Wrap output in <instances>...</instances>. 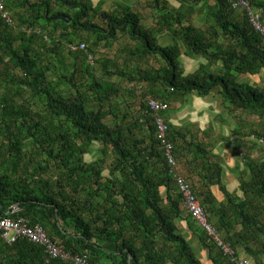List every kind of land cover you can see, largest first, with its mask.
I'll list each match as a JSON object with an SVG mask.
<instances>
[{
  "label": "trees",
  "instance_id": "1",
  "mask_svg": "<svg viewBox=\"0 0 264 264\" xmlns=\"http://www.w3.org/2000/svg\"><path fill=\"white\" fill-rule=\"evenodd\" d=\"M2 1L11 22L0 12V217H22L29 225H39L65 252L86 255L91 264L103 259L105 264H201L176 233L178 217L189 218L191 228L196 223L184 210L167 169L147 101L140 105L143 117L134 122H128L131 113L121 103L131 107L124 98L130 92L126 93L125 81L147 83L151 98L167 104L165 118L171 112L170 100L184 102L189 95L206 98L215 92L222 98V110L254 115L258 126L263 124L264 85L259 88L237 79L261 74L264 84V43L246 13L233 9L228 0H175L189 13L194 9L203 13L207 29H199L168 0H145L156 18V27H146L141 15L125 5L100 10L91 0ZM249 2L262 11L264 22V0ZM56 15L68 16L70 22L52 20ZM79 32H84V39ZM161 33L170 37V45L159 43ZM121 37L135 43L129 57L136 61L113 70L97 61L106 78H94L92 47L100 41L111 47ZM89 38L92 46L85 47ZM181 55L204 63L184 75ZM150 59L161 66L137 67L140 60ZM52 62L60 73L49 77L54 75ZM107 116L112 120H105ZM140 126L147 127L146 137L143 131L135 135L132 130ZM190 126L183 130L190 132ZM209 126L207 133H201L204 138L215 129ZM234 132L236 150L245 147L242 139L263 141L254 134L240 137L237 129ZM167 139L173 145L185 144L184 153L192 154L190 161L202 181L201 192L190 182L193 193L209 222L236 256L245 259L237 252L240 241L223 234L237 212L243 217L241 244L246 238L257 241L258 235L264 236V160L257 162L238 151L243 161L239 198L227 191L224 166L210 159L217 155L207 144L195 142V135L186 142V134L170 123ZM93 144L99 146V157L86 163L84 156ZM177 149L173 148L174 158ZM244 176L249 180L244 182ZM212 186L227 205L216 206ZM14 205L21 211L8 213ZM197 239L212 264H231L203 232ZM105 240L112 251L102 250L100 242ZM17 245L34 259L22 264H74L59 259L45 262L40 247L26 241Z\"/></svg>",
  "mask_w": 264,
  "mask_h": 264
},
{
  "label": "rangeland",
  "instance_id": "2",
  "mask_svg": "<svg viewBox=\"0 0 264 264\" xmlns=\"http://www.w3.org/2000/svg\"><path fill=\"white\" fill-rule=\"evenodd\" d=\"M168 2H171V6L177 8L178 4L175 0H168ZM96 3V2H95ZM108 5V4H107ZM105 5V6H107ZM128 5L131 7V9L135 12H138L141 15L142 18V23L146 27H156V18L155 15L153 14L152 10L149 8L148 4L146 3L145 0H131V2H128ZM200 7V6H199ZM111 9V8H109ZM10 13V12H9ZM239 15H242L241 12H238ZM11 14V13H10ZM12 16V14H11ZM203 19V13L197 12L195 9L192 10L190 14V18L188 19V23L194 24L197 28H206L207 25L206 22ZM208 24V23H207ZM154 30V29H153ZM79 38L80 40L84 39L85 37L84 32H79ZM93 39L89 38L88 42L85 43L88 47L92 46ZM163 43V42H161ZM134 42L129 41L126 37H121L119 41L115 42L111 47H107L105 45L104 41L97 42L96 47H92L93 53L91 54L93 62L95 61L94 64V78H106L102 75V68H100V65H98L97 61H100V63H107L108 66L106 68L111 69H116V68H122L124 65V62H134L136 61L135 58L132 56L129 57V51L134 48ZM64 46V45H63ZM71 47V46H70ZM86 49V48H85ZM66 50V45L64 46V52ZM184 49L182 48V52ZM41 52L45 54L44 50L41 49ZM184 54V52H183ZM47 54H45V57ZM181 64H182V69L184 71V75L193 73L196 68H198L200 63H204L202 59H189L186 56L182 55L181 57ZM149 64V65H147ZM53 69H54V75H50L49 77L56 76L60 73L58 69V65L52 62L50 64ZM161 63L159 61H155L154 59H150V61L146 62V60H140L139 61V66H137L140 69L143 70H148L149 68H156L160 67ZM112 81L115 80V77L110 78ZM238 81L243 82L244 81H252L256 82L258 87H263V81L261 78V74L257 75L254 78H247L245 76H238ZM125 84L129 85V87L126 89L127 91L130 90L128 93V97H124L128 100V102L131 104V107L126 105L125 103L123 104V109H126L130 114V117H128V122H134L138 121V119L143 117V110H141L140 105L145 102V98L147 96L154 97L149 90L150 88L147 86V83L140 82V81H133V83H128L125 81ZM213 97H206V98H201L198 99L194 95H189L188 97H185L184 102H178L170 100V110L166 116L168 118L173 119V115L175 116V111H177L179 108V105H190L193 107H196L197 109H202V107H208L207 103L212 107L216 106L217 112L213 113L211 111L206 110L205 111V117L204 121H207L210 118H212L215 115H218L219 111L221 110L222 114V119L220 121L219 118H216L218 126H216L215 129H212V131L208 134L205 135V138L202 136V132H208L209 128H211L208 124H203L204 130L203 131H197L193 126H190V132H185L186 134V142H189L191 140V136H196L197 139L195 142H201L204 144H207L208 148L212 150L214 155H217L215 157H210L211 160H216L220 162L224 167H228V165L232 168L234 166L238 167L236 169V172H239L240 169L243 167V161L240 157V153L238 151L243 152L242 156L253 159L257 162L263 161L264 160V123L260 126L257 124V117L254 115L246 114L245 112H241L239 110H235L234 112L230 113L229 110H222V106L220 102H222V98L219 94L215 93L211 94ZM211 110V108H210ZM133 113V114H132ZM221 114L219 116H221ZM191 117V116H190ZM105 120H112L110 117H106ZM220 122V123H219ZM132 125V124H129ZM126 125V126H129ZM213 127V125H211ZM141 127V126H140ZM197 127V125H196ZM142 129H137L134 128L132 129L135 133V135L140 134L142 131L144 132L145 137L147 136L148 132L146 126H142ZM238 130L240 133V137H243V135H256L255 137H263V141L261 143H256V142H248L244 139L243 141L245 143V147L239 150L237 149L236 145V134L235 130ZM147 132V133H146ZM194 140V139H193ZM174 147L178 148V152H176V161H177V166H178V174L181 175L184 178H191V175L195 174L194 165L191 163V156L192 154L189 153V151L184 153L183 146H186L185 144H182L180 142H177L176 144L173 145ZM98 145L93 144L91 147V152L89 154H86L84 156V162L89 163L94 160H97L99 157L98 153ZM111 158H108L105 162V166L108 162H110ZM190 159V160H189ZM240 173V172H239ZM239 173H238V178H239ZM103 175H107V171L104 170ZM249 179L244 176L243 181L246 182ZM163 190H161L162 193ZM199 192H201L199 190ZM198 202L200 203V198H197ZM201 205V203H200ZM202 206V205H201ZM185 212V211H184ZM186 214V213H185Z\"/></svg>",
  "mask_w": 264,
  "mask_h": 264
},
{
  "label": "built area",
  "instance_id": "3",
  "mask_svg": "<svg viewBox=\"0 0 264 264\" xmlns=\"http://www.w3.org/2000/svg\"><path fill=\"white\" fill-rule=\"evenodd\" d=\"M233 9L242 10L246 13L248 22L264 43V22L261 10H256L249 0H228ZM0 12L2 17L11 22L9 16L5 12L3 1L0 0ZM80 45L79 48H83ZM72 51L77 50V46H71ZM91 58V57H90ZM147 105L153 116V124L156 130V138L163 152L167 169L172 176L175 185L181 194V202L189 216L197 223V225L205 232L207 239L219 250L222 256L231 264H252L249 260L241 259L236 256L235 250L231 245L222 239L220 233L208 222V218L203 207L197 200L192 191L191 184L181 175L178 174L177 162L174 158L173 145L167 139L169 126L164 120L162 114L168 108L167 104L148 99ZM17 206L11 208V212H15ZM0 239L7 245L16 244L19 241H26L43 249L46 261L59 259L62 262L70 261L74 264H90L86 255L77 256L65 252L57 242L52 241L45 231L39 225H29L27 220L22 217H0Z\"/></svg>",
  "mask_w": 264,
  "mask_h": 264
},
{
  "label": "crops",
  "instance_id": "4",
  "mask_svg": "<svg viewBox=\"0 0 264 264\" xmlns=\"http://www.w3.org/2000/svg\"><path fill=\"white\" fill-rule=\"evenodd\" d=\"M91 2L93 3L94 6H97L98 9H100V10H110L109 8H112V6H114L115 4L129 6L128 2H131V0H91ZM177 4L179 7V3H177ZM105 5H107V6H105ZM178 7H177V9H179L183 13H186L187 15L190 16L191 12L189 13V11H187V10H189V8L183 9V6H181L182 8H180V7L178 8ZM261 13H262V11H261ZM158 39H159V43L162 45H170L172 43L170 37L168 35L163 34V33H161L158 36ZM161 42H163V43H161ZM181 52H182V49H181ZM181 57H182V55H181ZM189 59H191V58H189ZM255 83L256 82H254V84ZM208 97H212V96L210 95ZM196 98L201 99L199 97H196ZM207 105H208V107H206V108L202 107V109H199V108L197 109L196 107H193L190 105H185V104L179 105L178 106L179 109L177 111H175V116L173 115V119L168 118L166 116L167 113L165 114V116H166V119L168 120V122L171 123L173 126L177 127L179 130H181V132L183 134H185V131L183 130V128H186L188 125H191V126L194 125V128L197 131L198 130L203 131L205 129L203 127L204 126L203 124H205V126H206V124L213 125V127L216 128V126H218L216 118H219L221 121L223 113L221 114V110H220L218 115H215L212 118L209 117V119L207 121H204L206 110L211 111L213 113L217 112L216 106L212 107V105L210 106L209 103H207ZM219 105H221V104H218V106ZM210 108H211V110H210ZM220 114H221V116H219ZM196 125H197V127H196ZM237 168L238 167L234 168V166L231 168L229 165H228V167H224V169H223L224 175H223L222 179H223L225 187L229 193L234 194L239 198H242L243 192L239 188V180H238V173L239 172H236ZM198 175L199 174L191 175L190 179L186 178L189 182H191L194 185L196 190H199L200 186H202V181H200V176H198ZM210 190H211V193L215 195L214 197L216 198V202H217L216 206L217 207L218 206L221 207V206H223V204L227 205V202L225 201L226 199L219 192V190L216 186H212L210 188ZM236 202H237V204L239 203L238 201H236ZM254 204L258 205L259 203L257 201H255ZM14 206H17V205H14ZM14 206H12V207H14ZM11 208H9L8 213H12ZM20 211L21 210L18 207V209L15 212H20ZM15 212H13V213H15ZM234 215L235 216L232 217V225L227 230L228 233H226V234L224 233L223 235L230 237L232 239V241H234L236 243H237V241H240V243H238V245L236 247L239 256H241L247 260H250L253 263L255 262V263L261 264L262 262H264V236L258 235L257 241L253 240L252 238H251L252 240L249 238H246L244 243L241 244L242 240H240V238H241L242 232H243L242 231L243 230V226H242V218L243 217L241 215H237V212ZM184 219L185 218L178 217V219L176 221V233L180 234L185 239V241L191 247L193 253L199 259L201 264H212L210 259L207 257V253H206L205 249L199 244L198 239H197L198 235L202 232L201 229L195 223H194L195 225H193L191 228L187 224V221L189 218L187 219V221H185ZM212 226L217 230V228L213 224H212ZM259 227H261V226H258V228ZM219 233H220L222 239H224L221 232H219ZM109 242L106 240L100 242L101 247L103 248L102 249L103 251L104 250L105 251H112L113 250V247L111 245H109ZM160 247L161 246H159V248ZM260 248L262 251L259 250ZM24 249L19 248V246L18 245L16 246V244L15 245H7V244L3 243L0 239V264H22L23 261L26 259H28L29 261L34 260L29 255V253H27L26 250H24ZM216 251L217 250H215V252H213V255H214V253H216ZM43 253H44V251H43ZM114 254H116V253H114ZM44 255H45V253H44ZM32 256H33V254H32ZM42 258H43V256H42ZM44 259H45V257H44ZM105 263H106V261L103 259L102 261H100L97 264H105Z\"/></svg>",
  "mask_w": 264,
  "mask_h": 264
},
{
  "label": "water",
  "instance_id": "5",
  "mask_svg": "<svg viewBox=\"0 0 264 264\" xmlns=\"http://www.w3.org/2000/svg\"><path fill=\"white\" fill-rule=\"evenodd\" d=\"M52 20H61L65 23H69L70 22V18L68 16H64V15H56L51 17Z\"/></svg>",
  "mask_w": 264,
  "mask_h": 264
},
{
  "label": "clouds",
  "instance_id": "6",
  "mask_svg": "<svg viewBox=\"0 0 264 264\" xmlns=\"http://www.w3.org/2000/svg\"><path fill=\"white\" fill-rule=\"evenodd\" d=\"M147 100L146 101H148V99H152L151 97H147L146 98ZM166 114V113H165ZM152 115V114H151ZM162 116H163V118H164V120L166 121V123H167V125L169 126V122H168V120L164 117V113L162 114ZM153 117V116H152ZM171 124V123H170ZM173 145V144H172ZM173 148H174V146H173ZM190 183V182H189ZM203 207V206H202ZM184 208V207H183ZM204 209V208H203ZM185 210V209H184ZM186 211V210H185ZM187 212V211H186ZM188 213V212H187ZM189 215V214H188ZM208 218V217H207ZM192 219V218H191ZM208 222H209V220H208ZM196 223V222H195ZM210 223V222H209ZM197 224V223H196ZM211 224V223H210ZM212 225V224H211ZM198 226V225H197ZM199 227V226H198ZM200 228V227H199ZM201 229V228H200ZM201 231L205 234V232L201 229ZM206 235V234H205ZM209 242V241H208ZM211 243V242H210ZM215 246V245H214ZM216 248V247H215ZM217 249V248H216ZM218 250V249H217ZM219 251V250H218ZM88 261H89V258H88ZM45 262H47L46 260H45ZM89 263H90V261H89ZM91 264V263H90Z\"/></svg>",
  "mask_w": 264,
  "mask_h": 264
}]
</instances>
